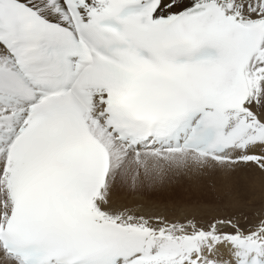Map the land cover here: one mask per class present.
Returning a JSON list of instances; mask_svg holds the SVG:
<instances>
[{
	"label": "snow or ice",
	"instance_id": "1",
	"mask_svg": "<svg viewBox=\"0 0 264 264\" xmlns=\"http://www.w3.org/2000/svg\"><path fill=\"white\" fill-rule=\"evenodd\" d=\"M0 264H264V0H0Z\"/></svg>",
	"mask_w": 264,
	"mask_h": 264
}]
</instances>
